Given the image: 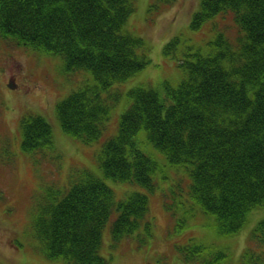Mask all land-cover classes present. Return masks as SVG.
Returning a JSON list of instances; mask_svg holds the SVG:
<instances>
[{"label": "trees", "instance_id": "obj_1", "mask_svg": "<svg viewBox=\"0 0 264 264\" xmlns=\"http://www.w3.org/2000/svg\"><path fill=\"white\" fill-rule=\"evenodd\" d=\"M135 8V0H0V34L7 39L6 48L15 45L16 52L29 54L30 62L38 57L23 46L59 54L68 75L92 72L95 81L83 83L59 101L57 113L63 130L74 137L88 143L102 140L98 155L108 177L156 187L154 175L161 166L142 148L146 139L139 135L145 131L169 162L187 165V195L201 210L216 215L219 231L238 232L249 212L264 205V0H201L192 28L231 12L239 35L231 38L220 31L206 50L188 45L181 82L166 83L163 90L144 84L133 87L131 104L119 123H111L112 107L122 95L115 84L150 61L140 52L144 38L128 25ZM179 41L174 37L165 51ZM19 78L9 75L8 81L18 87ZM20 128L23 149L36 162L51 161L50 122L30 114ZM49 189V198L35 208L32 219L34 235L48 256L64 255L75 264H106L98 247L115 209L116 234L131 236L144 224L147 235L150 200L145 192L135 191L116 204L113 189L87 168L71 173L64 189ZM79 212L84 213L85 228H76ZM122 221L125 226L118 231ZM253 234L255 243L243 250L241 264H264V217ZM193 244L188 249H208ZM184 259L188 261L190 254Z\"/></svg>", "mask_w": 264, "mask_h": 264}, {"label": "rangeland", "instance_id": "obj_2", "mask_svg": "<svg viewBox=\"0 0 264 264\" xmlns=\"http://www.w3.org/2000/svg\"><path fill=\"white\" fill-rule=\"evenodd\" d=\"M135 3L128 25L144 38L140 52L150 61L130 78L115 84L114 88L122 95L112 107L111 123L120 122L121 114L133 100L129 94L133 87L144 84L163 90L166 83L177 86L181 82L185 76L181 63L188 59L185 53L188 45L206 50L208 41L220 31L231 38L240 33L231 12L192 28V18L200 9L201 0H135ZM174 37L180 41L167 53L165 45ZM6 40L0 34V113L3 115L0 114V264H75L64 255L51 257L44 252L34 235L32 218L35 208L49 198L50 187L64 189L69 185L71 173L84 168L113 189L116 204L117 199H124L135 191L147 193L150 200L147 235L141 228L120 239L123 235L115 233L116 225L113 232L111 229L119 215V210H114L112 220L103 228L102 245L98 247L106 264H241L243 250L255 243L253 230L264 217V205L249 212L240 231L220 232L216 215L201 210L187 195L191 184L187 165L169 162L145 131L139 135L146 139L142 148L161 166L154 175L156 187L151 190L138 182L108 177L98 155L102 140L88 143L69 134L63 130L57 113L59 101L83 83L95 81L92 72L80 70L68 75L59 54L23 46L38 57L30 62L29 54L16 52L15 45L6 48L3 43ZM9 75L20 77L18 87L11 86ZM21 80L30 81V87ZM30 114L41 115L52 125L54 147L49 162L41 160V156H38L40 163L36 162L33 154L23 149L20 127L23 117ZM178 221L181 224L177 225ZM77 223L76 228L86 227L83 212H79ZM124 226L122 221L117 230ZM193 243L208 249L202 252L188 249ZM180 246L188 247L181 250ZM219 252L225 256L220 258ZM186 254H190L188 261L184 259Z\"/></svg>", "mask_w": 264, "mask_h": 264}]
</instances>
